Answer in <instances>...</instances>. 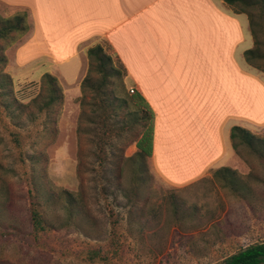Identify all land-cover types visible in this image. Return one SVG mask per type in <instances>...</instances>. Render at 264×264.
Masks as SVG:
<instances>
[{"label": "rangeland", "instance_id": "rangeland-1", "mask_svg": "<svg viewBox=\"0 0 264 264\" xmlns=\"http://www.w3.org/2000/svg\"><path fill=\"white\" fill-rule=\"evenodd\" d=\"M250 10L264 54V18ZM16 14H24L28 28L0 39V72L7 75L0 78V264H220L264 241V157L244 146L233 151L226 166L236 171L235 189L214 179L213 170L174 185L150 156L126 162L143 127L139 105L124 95L132 86L124 82L123 92L110 74L122 67L111 47L96 42L111 59L100 53L105 72L87 57L95 44L80 49V79L90 75L83 92L82 79L71 83L17 65L30 14L0 1L1 19ZM257 62L264 66V56ZM49 86L57 98L47 106ZM244 125L264 137V120Z\"/></svg>", "mask_w": 264, "mask_h": 264}, {"label": "crops", "instance_id": "crops-1", "mask_svg": "<svg viewBox=\"0 0 264 264\" xmlns=\"http://www.w3.org/2000/svg\"><path fill=\"white\" fill-rule=\"evenodd\" d=\"M0 1L30 14L17 65L75 83L80 49L108 43L153 111L150 161L171 184L226 166L230 128L264 120V75L243 55L248 16L224 0Z\"/></svg>", "mask_w": 264, "mask_h": 264}, {"label": "trees", "instance_id": "trees-1", "mask_svg": "<svg viewBox=\"0 0 264 264\" xmlns=\"http://www.w3.org/2000/svg\"><path fill=\"white\" fill-rule=\"evenodd\" d=\"M226 3L231 4L233 6L241 5V9L239 12H245L249 19V27L251 35L254 37L255 46L249 48L243 52L244 59L246 62L262 71H264V66L258 63L257 61L264 56L261 53L260 48L258 46V40L254 27V19H253V11L251 8L255 10H260L261 18H264V0H224ZM0 39H6L11 32L15 31H24L26 30L27 24L25 23L24 14H16L13 17H8L1 19L0 18ZM100 53H103L102 46L100 44H95L87 49V57L91 61L93 57L99 61V65L101 66V70L105 72L103 68V59L100 57ZM105 54V53H103ZM115 54V53H114ZM116 55V54H115ZM105 59L108 62H111L109 55L105 54ZM4 60V56L0 55V61ZM122 65V63H121ZM122 68V71H121ZM121 68H116L112 66L111 75L116 77L119 80V84L121 90H125L123 75L125 74V68L122 65ZM7 75L3 72H0V78L4 79ZM90 75L86 74V76L82 79L80 86L82 91L90 88ZM45 77L50 80H54V77L50 74H45ZM103 80H106V76H103ZM104 86V85H102ZM99 86V89L95 91L100 92L103 87ZM48 91L50 97L46 101V105H50L54 99L57 97L54 95L55 87L49 86ZM126 93V94H125ZM124 95L129 97L131 100H135L136 104L139 105L138 110V122L141 123L143 130L139 139L136 142L137 151L130 157L126 159V162L133 160H145V158L151 156L152 154V135H153V111L150 108L149 104L144 100V98L138 93H128L125 92ZM119 102H124L125 97L118 98ZM230 140L232 143V147L236 153H239V147L244 146L249 151L254 153L259 158L264 157V137L257 136L253 134L248 129L233 125L230 128ZM212 177L220 182H222L225 186H229L233 189L238 185L236 171L228 166H222L215 169L212 173ZM240 188L238 189V191ZM31 219L35 226H40L41 220L38 217V213L33 210L31 213ZM264 263V241L255 242L249 245H246L242 248H239L237 251L223 258L220 264H262Z\"/></svg>", "mask_w": 264, "mask_h": 264}, {"label": "built area", "instance_id": "built-area-1", "mask_svg": "<svg viewBox=\"0 0 264 264\" xmlns=\"http://www.w3.org/2000/svg\"><path fill=\"white\" fill-rule=\"evenodd\" d=\"M129 92H130V93H134V92H135V89H134L133 87H130V88H129Z\"/></svg>", "mask_w": 264, "mask_h": 264}]
</instances>
